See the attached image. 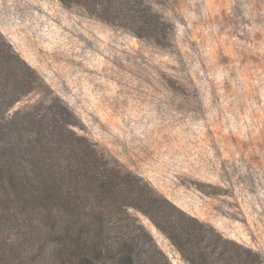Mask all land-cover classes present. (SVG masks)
Segmentation results:
<instances>
[{
  "label": "rangeland",
  "instance_id": "obj_1",
  "mask_svg": "<svg viewBox=\"0 0 264 264\" xmlns=\"http://www.w3.org/2000/svg\"><path fill=\"white\" fill-rule=\"evenodd\" d=\"M159 45L59 0H0V31L122 169L264 258V0H150ZM173 264H187L135 211Z\"/></svg>",
  "mask_w": 264,
  "mask_h": 264
},
{
  "label": "trees",
  "instance_id": "obj_2",
  "mask_svg": "<svg viewBox=\"0 0 264 264\" xmlns=\"http://www.w3.org/2000/svg\"><path fill=\"white\" fill-rule=\"evenodd\" d=\"M159 45L171 26L150 0H59ZM40 77L0 31V264H173L135 211L187 264H264L79 134L58 98L13 109Z\"/></svg>",
  "mask_w": 264,
  "mask_h": 264
}]
</instances>
